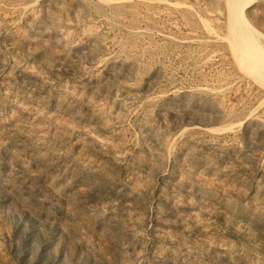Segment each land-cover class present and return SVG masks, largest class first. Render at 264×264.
<instances>
[{
    "label": "rangeland",
    "instance_id": "obj_1",
    "mask_svg": "<svg viewBox=\"0 0 264 264\" xmlns=\"http://www.w3.org/2000/svg\"><path fill=\"white\" fill-rule=\"evenodd\" d=\"M0 264H264V0H0Z\"/></svg>",
    "mask_w": 264,
    "mask_h": 264
},
{
    "label": "bare ground",
    "instance_id": "obj_2",
    "mask_svg": "<svg viewBox=\"0 0 264 264\" xmlns=\"http://www.w3.org/2000/svg\"><path fill=\"white\" fill-rule=\"evenodd\" d=\"M251 1L252 0H250V2ZM239 21H240V15L238 11L236 10V8L232 5L231 6V29L236 30L234 28L238 25ZM254 58L258 63L260 64L263 63L260 57L255 56Z\"/></svg>",
    "mask_w": 264,
    "mask_h": 264
}]
</instances>
